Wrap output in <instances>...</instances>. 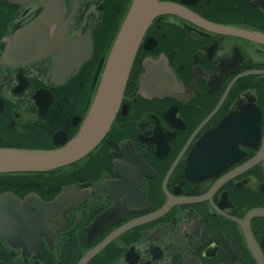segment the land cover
Listing matches in <instances>:
<instances>
[{"label":"flooded vegetation","instance_id":"af4514ba","mask_svg":"<svg viewBox=\"0 0 264 264\" xmlns=\"http://www.w3.org/2000/svg\"><path fill=\"white\" fill-rule=\"evenodd\" d=\"M160 1L178 11L147 29L97 149L52 172L0 175V196L21 201L69 189L62 206L38 214L31 202L21 222H0V264H264V0ZM60 2L73 59L91 52L61 85L57 51L1 62L43 7L0 0V148L51 150L76 135L132 0Z\"/></svg>","mask_w":264,"mask_h":264},{"label":"water","instance_id":"95a60500","mask_svg":"<svg viewBox=\"0 0 264 264\" xmlns=\"http://www.w3.org/2000/svg\"><path fill=\"white\" fill-rule=\"evenodd\" d=\"M9 1L15 5L38 1L43 7V12L8 38L1 62L9 64L30 62L57 51L58 65L54 69L53 78L60 85L66 83L76 75L82 62L91 58V52L87 53L89 55L84 54L83 61L73 59L70 47H74L77 42L70 40L62 24L63 8L60 0ZM177 11L176 6L160 0H132L106 60L101 62L98 68L100 71L103 64L89 110L76 135L63 142L61 147L51 150L0 148V175L52 172L72 165L95 151L108 135L121 107L132 66L147 29L158 16ZM53 25L56 29L51 31ZM86 40V37L81 38L80 43ZM152 67L148 65L146 68L149 74L146 81L149 77L152 78ZM166 85L167 83L164 85L158 82L153 89L156 88L155 91L158 92L166 91ZM59 143L55 137V144ZM68 194L69 189L64 188L56 200L49 204L35 201L33 196L21 201L11 194L1 195L0 222L4 224L9 217L21 222L25 216L31 214L29 210L31 202L37 206L38 214L49 212L55 206H62L67 201Z\"/></svg>","mask_w":264,"mask_h":264}]
</instances>
